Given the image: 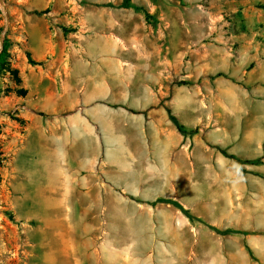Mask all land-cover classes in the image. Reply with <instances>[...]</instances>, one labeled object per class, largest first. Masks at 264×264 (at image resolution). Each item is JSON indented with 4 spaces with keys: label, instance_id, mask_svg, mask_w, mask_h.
I'll return each mask as SVG.
<instances>
[{
    "label": "rangeland",
    "instance_id": "1",
    "mask_svg": "<svg viewBox=\"0 0 264 264\" xmlns=\"http://www.w3.org/2000/svg\"><path fill=\"white\" fill-rule=\"evenodd\" d=\"M131 4L136 31L152 33L136 60L158 68L155 91L168 122L152 149L159 176L136 183L140 196L128 194L125 211L112 214L119 228L110 231L101 264H264V0ZM91 7L89 0H0V51L9 44L7 59L20 77L0 72V264H41L39 243L52 237L35 228L24 200L27 127L31 116H45L42 101L78 93L80 80L65 62H75L70 41H81L70 36L73 23ZM30 23L42 25L51 44L41 61L32 55L40 38ZM83 232L69 235L100 234Z\"/></svg>",
    "mask_w": 264,
    "mask_h": 264
},
{
    "label": "crops",
    "instance_id": "2",
    "mask_svg": "<svg viewBox=\"0 0 264 264\" xmlns=\"http://www.w3.org/2000/svg\"><path fill=\"white\" fill-rule=\"evenodd\" d=\"M89 1L87 17L70 32L81 38L70 41L68 57L75 62H65L72 79L80 80L73 87L78 93L45 99L40 105L45 116H31L27 127L33 141L23 167L30 182L24 200L35 228L52 231L39 243L41 264L103 263L102 253L112 245L110 231L119 228L112 214L125 211L128 194L139 195L136 183L159 176L152 149L168 115L155 91L158 68L136 60L139 48L150 46L152 33L136 31L127 8L114 0ZM112 2L114 11L106 5ZM41 26L29 25L40 38L38 50L32 48L40 61L47 58L46 46L51 49ZM75 228L100 234L72 238Z\"/></svg>",
    "mask_w": 264,
    "mask_h": 264
},
{
    "label": "trees",
    "instance_id": "3",
    "mask_svg": "<svg viewBox=\"0 0 264 264\" xmlns=\"http://www.w3.org/2000/svg\"><path fill=\"white\" fill-rule=\"evenodd\" d=\"M107 6H115L114 4L112 3H107L106 4ZM120 7H134V8H137L136 6L132 5L131 4V0H122L121 3L118 5ZM0 32H1V29H0ZM8 46L9 44L8 43H3L2 45V50L0 51V72L1 71H6V70H11V73L13 74V77L15 78V80L17 82L20 81V77L18 75V71L17 69L15 68H12L10 67V64H9V61H8V56H9V53H8ZM31 61H33L31 59ZM220 74V73H219ZM19 92L21 93H24L25 90L24 89H18ZM168 114H169V118L173 121V123L176 125L177 129L182 133V134H186V130L182 127V125L178 122V120L176 119V117L174 115H172L170 113V111L168 110ZM233 156V155H231ZM237 161H239V159H237ZM174 202V201H171V200H165V199H162V198H158L155 202ZM229 232H232L231 230H225V231H221V233H229Z\"/></svg>",
    "mask_w": 264,
    "mask_h": 264
}]
</instances>
